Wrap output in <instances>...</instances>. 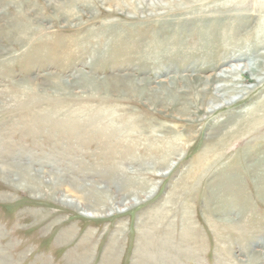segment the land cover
Returning a JSON list of instances; mask_svg holds the SVG:
<instances>
[{
	"label": "rangeland",
	"instance_id": "1",
	"mask_svg": "<svg viewBox=\"0 0 264 264\" xmlns=\"http://www.w3.org/2000/svg\"><path fill=\"white\" fill-rule=\"evenodd\" d=\"M65 1L0 0V264H264V0Z\"/></svg>",
	"mask_w": 264,
	"mask_h": 264
},
{
	"label": "bare ground",
	"instance_id": "2",
	"mask_svg": "<svg viewBox=\"0 0 264 264\" xmlns=\"http://www.w3.org/2000/svg\"><path fill=\"white\" fill-rule=\"evenodd\" d=\"M54 2H52V0H49V3H50V5H53V3L60 9L62 6H64L65 4H66V2L67 1H65V0H53ZM68 4H70L72 7H74V6H76V5H74V4H72V3H68ZM224 60V59H223ZM242 59L241 58H238L237 59V61H241ZM236 61V60H235ZM234 62V61H233ZM229 63H230V61H229ZM240 64V63H239ZM222 68V67H221ZM252 63H245V65L243 64V66L242 65H235V64H232L230 67H228V68H225V69H223V70H221L219 73H215L214 75H213V80H214V82H215V84H217V83H223V84H220V85H215V84H210L209 83V78L211 77H208V78H206V80L208 81V82H206V84H204L203 86H204V90L205 89H208V88H210L209 86H211L212 85V87L211 88H213V90H215V91H217V92H221V91H223V90H226L227 88H228V84L226 83V78H228V77H231V76H234V75H236V74H238L239 72H240V70H243V69H246V70H251L252 71ZM113 77H114V79L116 80V81H118V82H121L123 79H124V77H127L128 79H130V83L132 84V86L133 87H135L136 89H137V86H139L140 87V89H141V83H143V82H146V79L144 78L142 81H136V78H134V76L132 75V74H130V73H128V72H126V73H123V74H116V75H113ZM189 76H187V75H185V74H182V75H180V79H181V81H188V80H190V78H188ZM62 78V77H61ZM61 81H64V82H66L65 80H62L61 79ZM171 84L173 85V86H175V89H176V91L174 92V93H165V94H167V97H170L171 99H169L171 102H175V101H178V96H179V94H178V91H177V89L179 88V78L176 76H174V77H172V79H171ZM205 82V81H204ZM161 83V82H160ZM159 83V84H160ZM160 85H162V84H160ZM159 85V86H160ZM214 86V87H213ZM143 88V87H142ZM203 88V87H202ZM181 89L182 90H184L183 89V86H181ZM139 90V89H138ZM159 90V89H158ZM201 90V89H200ZM157 91V90H156ZM206 91V90H205ZM158 92V91H157ZM152 93L156 98H158V97H164V95H162V96H160L159 94L160 93ZM219 94H221V93H219ZM175 96V97H174ZM208 99V96L207 95H205L204 97L202 96V100H204L205 101V99ZM206 99V100H207ZM180 100V99H179ZM185 102V101H184ZM206 102V101H205ZM188 104V103H187ZM186 105V104H185ZM201 105H203L202 107H204L205 105H204V102H202V104ZM187 108V107H186ZM188 109V108H187ZM189 110V109H188ZM187 110H180L178 113H179V115H181V117H184V116H187L188 117V114H187V112H186ZM187 114V115H186ZM254 120V119H253ZM254 125V124H253ZM43 172L44 173H50V171L49 170H47V169H43ZM54 178H53V182H54V180L55 181H58L60 178L59 177H57V176H53ZM57 185V184H56ZM79 188V187H78ZM69 190H71V189H69ZM72 190H74V189H72ZM78 190V189H77ZM136 191H138V190H136ZM74 192H78V191H74ZM71 194H73L74 196H75V194L73 193V192H71ZM77 195V194H76ZM138 195V194H137ZM73 196V197H74ZM86 196V195H85ZM67 198V197H66ZM81 198V199H80ZM82 195H80V197H76L75 199L74 198H71V200H69L70 202H72V203H76V204H79V205H81V203H83L82 202ZM129 198V197H128ZM96 199V198H95ZM118 199V198H117ZM98 200V199H97ZM85 203V202H84ZM132 203H133V201H132V199L131 198H129V199H124V200H122V201H116V200H114V204L117 206H120V205H122V206H130V205H132ZM86 204V203H85ZM84 205V204H83ZM87 206H88V204H87ZM91 206V205H90ZM90 208V207H89ZM123 209V208H122ZM100 211L101 210H105V209H103V207H102V209L100 208L99 209ZM95 211V210H94ZM97 211V210H96ZM94 214V213H93ZM96 214V213H95ZM263 241V240H262ZM252 247V246H251ZM252 261H251V263L252 264H259V262L261 261V259L260 258H258V257H256L255 255H253V257H252Z\"/></svg>",
	"mask_w": 264,
	"mask_h": 264
}]
</instances>
